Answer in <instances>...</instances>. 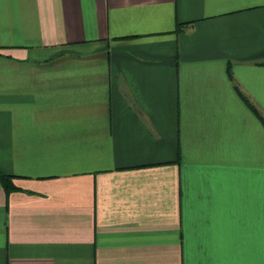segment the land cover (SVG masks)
<instances>
[{
	"label": "crops",
	"instance_id": "crops-1",
	"mask_svg": "<svg viewBox=\"0 0 264 264\" xmlns=\"http://www.w3.org/2000/svg\"><path fill=\"white\" fill-rule=\"evenodd\" d=\"M249 103L264 0H0V264H264Z\"/></svg>",
	"mask_w": 264,
	"mask_h": 264
},
{
	"label": "trees",
	"instance_id": "trees-1",
	"mask_svg": "<svg viewBox=\"0 0 264 264\" xmlns=\"http://www.w3.org/2000/svg\"><path fill=\"white\" fill-rule=\"evenodd\" d=\"M250 107L253 108V111L256 113V115L260 118L261 122L264 124V118L261 116V114L258 113L257 110L251 104ZM0 183L6 190L7 194H10L11 192L17 190V187L13 183V177L10 175H6L0 172Z\"/></svg>",
	"mask_w": 264,
	"mask_h": 264
}]
</instances>
